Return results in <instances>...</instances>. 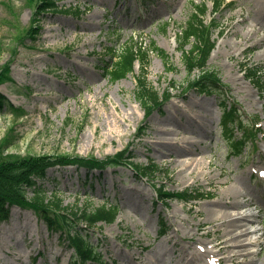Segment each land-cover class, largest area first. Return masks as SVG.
Returning a JSON list of instances; mask_svg holds the SVG:
<instances>
[{"label": "rangeland", "instance_id": "rangeland-1", "mask_svg": "<svg viewBox=\"0 0 264 264\" xmlns=\"http://www.w3.org/2000/svg\"><path fill=\"white\" fill-rule=\"evenodd\" d=\"M54 1L58 10L38 17L39 34L35 39L26 36L22 43L19 31L37 18L40 0H0V69L10 61L12 68V80L1 85L0 92L5 106L25 111L18 119L15 112L0 109V140L11 129L19 137L7 153L105 159L133 142L135 164L155 163L169 173L158 174L154 184L168 192L200 191L202 198L193 203H162L153 183L139 180L127 166L103 173L76 166L51 169L43 181L49 197L57 190L65 205L119 206L115 223H100L88 231L103 255L102 264L203 263L204 255L194 256L192 247L201 242L213 250L217 242L210 224L199 229L196 223L208 220L205 209L221 197L240 202L242 215H256L257 222L245 221L247 228L258 231L249 236L255 242L249 249L255 261L264 264V181L251 172L252 166V171L264 169V85L258 89L244 74L245 65L258 68L264 83V0H225L234 2L233 8L216 14L213 0ZM202 4L207 7L205 23L216 25L208 68L218 73L224 88L218 96L192 90L184 100L180 97L189 77L178 37L195 13L194 6ZM242 6L244 18L258 11L263 24L258 35H248L247 48L235 46L251 30L238 15ZM231 27L237 37L228 35ZM130 43L146 49L154 44L174 67L169 71L162 58L149 51L147 80L161 95L174 86L173 99L147 120L140 139L135 136L145 114L135 96L139 63L117 82L109 81L100 67L109 62L111 52L120 54ZM222 102L237 105L243 118L260 121L257 143L242 156L229 150L228 134L221 126ZM191 159L200 162L201 169L192 176L191 170L180 173L183 161ZM233 187L245 198L236 200ZM248 201L253 202L247 205ZM163 227L166 233L161 237ZM73 257L66 238L50 231L32 211L12 208L10 218L0 221V264H74ZM223 257L221 264H231Z\"/></svg>", "mask_w": 264, "mask_h": 264}, {"label": "trees", "instance_id": "trees-1", "mask_svg": "<svg viewBox=\"0 0 264 264\" xmlns=\"http://www.w3.org/2000/svg\"><path fill=\"white\" fill-rule=\"evenodd\" d=\"M33 1V0H31ZM36 12L37 18L34 20V25L29 29H22L19 32L23 37L38 34V17L49 9L56 7L52 0H40ZM216 8L222 5L221 0L215 1ZM205 6L198 8L200 15H194L193 20L182 30L180 42L183 51L185 65L190 73H194L199 69L201 73L190 81L188 89L196 88L203 92H215L216 88L220 86L221 82L217 74L213 71L205 70L206 63L214 48V42L211 40V30L204 24L202 16L205 14ZM36 26V27H34ZM194 39L193 48L186 51L185 46ZM152 50L165 59V55L156 47ZM15 53V51H13ZM139 60L143 66L147 65V55L142 47L135 49L134 45H126L122 52L116 56V61L110 66H104L103 69L112 81L123 79L130 72L133 71L134 63ZM250 76L260 83V78L256 76L252 70H248ZM11 67L10 63L4 65L0 69V85L10 80ZM136 98L146 112V117L151 115L154 110L160 108L163 102L169 98V94L162 98L159 93L152 88L146 80V75L138 79V88L136 91ZM5 105V98L0 93V108ZM8 110L15 112L17 116L24 115V111L16 109L14 106H7ZM225 118L228 119L231 130L241 128L242 137L237 138L231 134V144L236 153H241V149L245 144L246 132L242 129V119L238 115L235 107L225 108ZM19 140L18 135H15L14 129H11L6 136L0 140V221L8 218L9 209L13 205H17L23 209L33 210L39 217L44 219L49 229L52 231H59L65 234L69 244L74 248L76 253V260L78 263L87 264L92 261H98L100 254L96 248L90 243L85 232L79 227L84 223L88 228L95 227L98 223H113L117 217V207L111 206L107 208L106 205L101 207L89 209L78 208L76 206H69L64 204V200L53 195L48 197L46 191L42 186L38 185L39 179L46 176L48 169L56 166H70L75 165L84 167L89 171L104 170L107 167H116L125 164L130 158L127 151L117 153L114 156H109L106 159L100 160L96 157H70V156H31V155H11L10 151ZM133 170L141 177L152 178L159 169L155 165L147 167L132 166ZM29 190L33 192L32 196L28 195ZM161 198H178L183 200L193 199L188 196V191L181 194H164L162 190L158 191Z\"/></svg>", "mask_w": 264, "mask_h": 264}, {"label": "bare ground", "instance_id": "bare-ground-1", "mask_svg": "<svg viewBox=\"0 0 264 264\" xmlns=\"http://www.w3.org/2000/svg\"><path fill=\"white\" fill-rule=\"evenodd\" d=\"M247 8L249 11H252V7L248 6ZM244 11L245 8L242 6L241 10L238 12V15L242 18L241 23H248V25L251 27V30L248 34L242 36L240 38V42H237L235 46L243 45L247 48V46H249L251 43V39H249L248 35L251 32H254L258 35V31H261L260 28L263 27V24L259 18L258 11H256V13L253 14V17H250L249 20L244 18ZM228 35L237 37L238 33L234 27H231ZM191 105L195 107L197 106L195 102H191ZM165 133L170 134L174 132L167 130ZM171 156H173V154H171ZM201 167L202 164L200 162L195 164V161L192 159L189 161H183L180 173L191 170L189 176H192L195 175L197 171L201 169ZM231 189L234 191L236 200L245 198L246 194H244L239 188L233 187ZM252 202L253 201H248L247 205H251ZM240 205V202L229 201V199L221 197L215 200L205 209L208 220L196 223V226L199 229H202L208 224L211 225V227L214 229V241L217 242L215 246L216 250L213 253H209L208 247L205 246L204 243L197 242L195 249L192 247V254L194 256H197V254H204L206 256L204 262H207L210 259H219L221 256L226 255V258L233 264H258L253 258L255 253L249 249V246H255V242H253L249 236L253 233H257L258 231H252L251 229L247 228L248 224L245 223V221H249L251 223L257 222V218L254 214L246 216L242 215L239 210ZM211 233L212 231L209 230L205 235L210 236ZM191 239H193V237H191Z\"/></svg>", "mask_w": 264, "mask_h": 264}]
</instances>
